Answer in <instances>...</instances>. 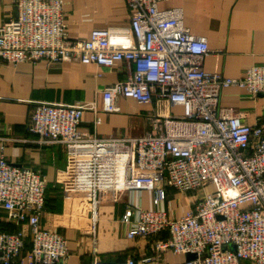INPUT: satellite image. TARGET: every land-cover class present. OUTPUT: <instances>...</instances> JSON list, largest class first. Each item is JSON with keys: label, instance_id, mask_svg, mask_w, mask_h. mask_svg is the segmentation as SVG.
<instances>
[{"label": "built area", "instance_id": "obj_1", "mask_svg": "<svg viewBox=\"0 0 264 264\" xmlns=\"http://www.w3.org/2000/svg\"><path fill=\"white\" fill-rule=\"evenodd\" d=\"M163 1L126 0L131 29L123 37L132 42L123 46L106 28L72 39L64 0H17L18 16L0 26V67L123 63L132 70L104 89L103 112H117L119 98L183 108L180 115H156L153 131L141 136L100 138L81 128L86 112H98L95 103L33 104L28 131L67 151L64 192L90 199L94 224L105 201L127 206L119 221L125 237L141 245L139 257H96L93 264H264V124L250 125L243 112L221 105L231 87L264 94V65L242 78L206 71L207 39L187 30L181 8L161 9ZM210 185L217 190L207 191ZM169 189L196 192L180 218L161 209ZM145 190L153 192L157 209L135 204L134 193ZM46 202L44 174L1 155L0 208L20 230L0 232V264H67L66 237L41 226ZM169 253L185 259L167 263ZM188 253L196 258L187 260Z\"/></svg>", "mask_w": 264, "mask_h": 264}, {"label": "crops", "instance_id": "obj_2", "mask_svg": "<svg viewBox=\"0 0 264 264\" xmlns=\"http://www.w3.org/2000/svg\"><path fill=\"white\" fill-rule=\"evenodd\" d=\"M16 1L0 0V26L18 16ZM159 6L181 8L187 30L207 39L211 53L204 61L206 71L242 78L250 67L264 65V0H168ZM64 12L72 39H88L94 29L106 28L117 44L132 42L123 37L131 29L126 0H64ZM131 70L123 63L106 68L47 60L0 67V156L15 166L40 170L46 177L47 202L41 226L66 237L70 252L67 264H93L96 257L111 261L139 257L141 245L125 237L126 229L119 221L125 204L105 201L94 224L90 199L82 193L69 196L64 192L67 151L62 144L39 143L38 136L28 131L33 104L95 103L98 112H86L81 128L100 138L141 136L153 131L156 115L183 113L181 106L139 104L129 98L117 100V112H103L104 89L126 80ZM221 105L243 112L244 122L250 125L264 124V94L252 96L243 88L231 87L223 91ZM212 186L210 192L216 191L214 185L207 188ZM226 195L235 196L236 191L228 190ZM195 196L196 192L182 195L169 189L168 202L161 209L180 218L187 201ZM133 197L136 205L157 209L153 192H135ZM19 230L0 208V232ZM165 258L170 263L184 260L185 255L169 253Z\"/></svg>", "mask_w": 264, "mask_h": 264}, {"label": "water", "instance_id": "obj_3", "mask_svg": "<svg viewBox=\"0 0 264 264\" xmlns=\"http://www.w3.org/2000/svg\"><path fill=\"white\" fill-rule=\"evenodd\" d=\"M261 95H263V94H261ZM195 258H196V255L195 254H192V253L186 254V259L187 260H192V259H195Z\"/></svg>", "mask_w": 264, "mask_h": 264}, {"label": "rangeland", "instance_id": "obj_4", "mask_svg": "<svg viewBox=\"0 0 264 264\" xmlns=\"http://www.w3.org/2000/svg\"><path fill=\"white\" fill-rule=\"evenodd\" d=\"M182 114L180 111L175 112V114L173 113V115H180ZM208 191H212L213 190V186L211 188H207Z\"/></svg>", "mask_w": 264, "mask_h": 264}]
</instances>
